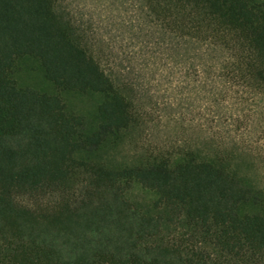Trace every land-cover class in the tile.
Returning <instances> with one entry per match:
<instances>
[{
  "label": "trees",
  "instance_id": "trees-1",
  "mask_svg": "<svg viewBox=\"0 0 264 264\" xmlns=\"http://www.w3.org/2000/svg\"><path fill=\"white\" fill-rule=\"evenodd\" d=\"M126 12L0 0V264H264V0Z\"/></svg>",
  "mask_w": 264,
  "mask_h": 264
},
{
  "label": "rangeland",
  "instance_id": "rangeland-1",
  "mask_svg": "<svg viewBox=\"0 0 264 264\" xmlns=\"http://www.w3.org/2000/svg\"><path fill=\"white\" fill-rule=\"evenodd\" d=\"M69 2L86 20H91L99 26L101 32L108 33L114 28L118 29L122 20L131 16L126 10L133 0H69ZM172 127L164 128L163 136L170 135Z\"/></svg>",
  "mask_w": 264,
  "mask_h": 264
}]
</instances>
